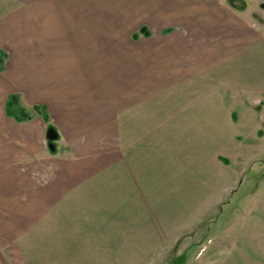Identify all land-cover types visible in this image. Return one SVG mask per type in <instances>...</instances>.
Masks as SVG:
<instances>
[{"label":"crops","instance_id":"1","mask_svg":"<svg viewBox=\"0 0 264 264\" xmlns=\"http://www.w3.org/2000/svg\"><path fill=\"white\" fill-rule=\"evenodd\" d=\"M139 2L0 0V264H140L165 247L153 169L192 120L179 95L264 45V0Z\"/></svg>","mask_w":264,"mask_h":264},{"label":"rangeland","instance_id":"2","mask_svg":"<svg viewBox=\"0 0 264 264\" xmlns=\"http://www.w3.org/2000/svg\"><path fill=\"white\" fill-rule=\"evenodd\" d=\"M136 1L141 2L60 3L129 8ZM234 1L231 5L238 10L243 0ZM260 9L264 11L262 5ZM193 81L179 95L184 107L193 106L184 109L185 118L192 120L175 131L178 143L171 147L165 141L162 168L153 169L160 181L155 189L161 190L153 191L161 200L155 208L167 243L140 264H264V45L233 63L227 74L216 69L210 78ZM159 160H153L154 166ZM15 256L6 255L4 264H14L9 260H16ZM27 257L15 264H32Z\"/></svg>","mask_w":264,"mask_h":264},{"label":"trees","instance_id":"3","mask_svg":"<svg viewBox=\"0 0 264 264\" xmlns=\"http://www.w3.org/2000/svg\"><path fill=\"white\" fill-rule=\"evenodd\" d=\"M15 99H16V97H14V96L10 98V100L8 102V105H9L8 112L10 115L14 116L15 118L21 119L25 115V113H21L19 109L13 107L16 104Z\"/></svg>","mask_w":264,"mask_h":264},{"label":"water","instance_id":"4","mask_svg":"<svg viewBox=\"0 0 264 264\" xmlns=\"http://www.w3.org/2000/svg\"><path fill=\"white\" fill-rule=\"evenodd\" d=\"M234 2L238 3V1L236 0ZM48 134H49V138L51 139H54L56 137V133L54 132V130H50Z\"/></svg>","mask_w":264,"mask_h":264}]
</instances>
